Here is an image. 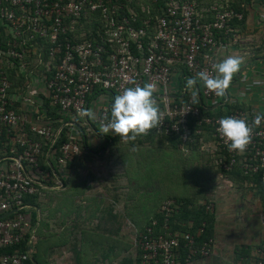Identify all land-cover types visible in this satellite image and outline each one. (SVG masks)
<instances>
[{"label":"built area","instance_id":"2783aa9c","mask_svg":"<svg viewBox=\"0 0 264 264\" xmlns=\"http://www.w3.org/2000/svg\"><path fill=\"white\" fill-rule=\"evenodd\" d=\"M116 9L107 0H0V136L4 129L12 135L10 151L14 152L5 151L0 156V248L18 244L31 227L30 205L24 203V197L37 193V185L49 186L41 180H48L49 173L44 174L38 164L43 143L34 135L50 141L51 146L56 142L58 130L55 132L50 123L34 122L29 124V135L23 127L28 120L27 112L20 106L37 103L40 88L34 74L46 87L51 104L74 117L86 110L89 97L96 91H111L117 96L136 84L154 83L155 95L164 110L163 122L155 129L158 134H179L188 143L192 141V118L198 125H212L216 138L212 150L220 155L226 150L231 157L223 167L231 169L237 162L236 155H245L246 172L253 175L262 172L264 179V121L254 129L253 141L244 153L229 151L228 142L217 132V121L226 116L205 114L210 109L204 102L211 101L215 110L226 104L225 98L209 92L203 84L197 87L198 104L186 86L181 95L175 98L168 95L176 65H184L188 74L194 76L202 70L213 71L218 32H228L230 21L241 19L242 13L233 8H214V18L205 20L195 1L171 0L153 24L147 19L136 27L128 19L114 16ZM99 10L106 27L101 39L73 42L65 36L69 30H76L83 13ZM13 68L25 72L27 79L22 90L10 92L13 82L8 69ZM16 101L20 105L15 106ZM109 113L104 107L99 120L106 123L104 117H109ZM254 115L233 110L227 116L251 122ZM60 149L59 162L65 165L82 153L79 138L63 143ZM169 206L170 201L163 208L169 210ZM186 238L191 240L190 235ZM32 239L31 235L29 242ZM178 245L177 237L154 238L143 234L135 240V246L142 250V264H175L174 248ZM200 251L203 256L210 254V248L203 247ZM259 254L253 264H264V249ZM28 257V252L17 251L4 255L0 264H25Z\"/></svg>","mask_w":264,"mask_h":264},{"label":"crops","instance_id":"0c3cea01","mask_svg":"<svg viewBox=\"0 0 264 264\" xmlns=\"http://www.w3.org/2000/svg\"><path fill=\"white\" fill-rule=\"evenodd\" d=\"M193 1L197 3L198 11L205 20L214 18V8L230 9L233 8L231 6L233 2H241L243 10L238 12L242 13V18L232 19L229 24V31L218 32L217 36L219 39L217 62L228 55H242L246 58V63L242 65L241 72L233 78L228 95L223 97L226 104L224 103L222 109L224 108L225 112L227 110L229 112L245 110L252 114H264V0H250L248 3H243L241 0ZM193 77L195 76L189 75L184 65H176L168 95L172 98L181 95L187 79ZM35 80L38 81L37 85L40 88L36 105L18 104L27 112L25 113L28 116L27 124L34 122L46 124L51 119L50 113L47 111V102L50 103L49 108L53 104L50 102L49 94L46 87L42 85L40 77ZM201 85L202 83L198 82L196 87ZM115 96L116 94L111 91H96L89 97L86 109H93L97 118L92 120L88 117L79 116L81 117L79 122L75 121L76 118L72 119L82 128L81 130L72 125L81 134L79 137L84 139V145L80 140L81 155L78 156L79 158L71 168L65 167V164H61L57 160L59 163L58 172L56 169V173L52 170L55 176V185L46 187L51 193L47 198V200L50 198L49 202L44 200L45 209L42 210L38 205L30 206V215L33 210L37 214V222L32 228L33 240H38L36 231L41 224L42 216L44 219V242L52 240L53 236L61 237L58 242L54 241L53 244L48 245V251L43 257L45 264H115L117 256L120 260L123 259L122 264H132L131 260L123 257L121 251V249L126 251L134 249L135 229L129 228L125 221L134 222L137 225L136 229L140 230L145 225L143 217L145 215L147 217L152 216L151 212L155 209L158 211L160 204L167 201H165L162 192L161 197L157 198L156 201L152 195L147 194V192L155 190L157 184L151 185L148 183V171L146 169L151 166L156 168L160 166H157L155 161L144 158L146 152L142 149H138L139 155L136 156H139V158L137 160H129L128 156H133L137 151H132L131 147L128 148L127 143H122L120 146H125L123 151L127 150L125 154L123 153L124 159H121V157L123 158L120 154L122 151L119 152L116 147H111L113 143L112 136L115 133H105L103 128L98 129L103 124L99 120L101 110L107 107L110 111ZM159 97L162 98V96ZM204 102L205 105H208L207 108L212 110L214 105L211 104L213 103L206 99ZM159 103L161 104L160 99ZM155 134L157 136L161 135L157 134L156 131ZM204 137H201L202 145L204 149L208 150L213 146V137L208 134ZM88 139L91 140L90 144ZM140 147L143 148L144 145ZM85 150L90 154H87ZM142 152L145 155H142ZM175 174L176 172L172 171L171 175L174 180L177 179V176L173 177ZM52 191L54 192L52 193ZM43 194L45 195L44 192ZM59 194L61 202L50 204ZM63 197L67 199L71 197L72 200L68 203V200L63 199ZM39 199L41 200V198ZM138 200L145 202L139 203ZM132 214H140L141 216L136 220L131 218ZM218 217L219 214H217ZM119 227L121 230L117 235L115 231ZM242 230H245V227ZM214 242V248L210 256L194 259L186 264H210V259L214 264L217 260L213 258L214 254L217 253L215 248L217 242L216 240ZM126 244H129L127 249L124 247ZM251 245V243H248V245L242 246V248L247 249L248 253L239 252L240 255L235 258L238 264H246L247 260L249 264H253L260 255V246L254 247L256 245H252L254 247L252 248ZM32 251L31 243V256H33ZM32 262L33 264H39V261L35 258L32 259Z\"/></svg>","mask_w":264,"mask_h":264},{"label":"trees","instance_id":"16d2710c","mask_svg":"<svg viewBox=\"0 0 264 264\" xmlns=\"http://www.w3.org/2000/svg\"><path fill=\"white\" fill-rule=\"evenodd\" d=\"M171 0H107V4H115L117 6V9L113 13L114 16L118 17L119 19L123 20L128 19L132 25L136 27H141L144 23L143 21L150 19V23L153 24L156 20L157 15H161L164 13L165 9L167 8L168 4ZM243 3H248L250 0H241ZM241 2H233L231 6L235 8L236 11L243 10ZM245 14V12H244ZM135 19V20H134ZM103 30H106L105 27V20L102 16L101 11H88L83 13L79 23L76 26V30L74 31H68V33L65 36H68L70 40L73 42L77 41H84V40H94V39H101L104 34ZM75 34L79 37L75 38ZM47 53V49H46ZM18 62V61H17ZM30 63V61H29ZM9 78L13 82L10 92H15V90H22L23 87H25L26 77L25 72L20 71L17 72L15 68L8 69ZM196 104H198L197 101H195ZM18 106L17 101L15 102V106ZM50 103L47 102V111L50 113V124L53 127V130L55 132L58 130V128L66 121L73 119V114L71 113H63L60 106L58 105H51V108H49ZM13 106L14 108H16ZM18 112H21V109L16 108ZM205 114L207 115H219V116H227L229 114V110L225 112L224 108L218 107L215 110L205 111ZM110 117V113H109ZM80 118L76 117V121L79 122ZM191 126H192V141L188 143H184L182 138L179 136V134H173V135H153V132H155V129L150 131L148 135L146 136H140L137 137L135 140H128V148L131 147L133 150H138V148L142 145L148 146L149 150H155L157 148L164 149L163 146H167L168 149H172L173 151H182L184 147H187L188 150L192 153L190 156L186 159L182 160L181 163L178 165L176 163V168L167 170L165 177L172 179V171L176 172V174L173 176H177L179 180V184L181 187H183L186 191L184 194L181 195H170V209H164V204H160V209L157 211L156 209L153 210L152 216L147 217V220L145 217H143V222L145 223L142 228L137 231V234L134 235V241L133 245L137 251L136 255V263L142 264V250L139 247L135 246V240L137 237H141L143 234L150 236H153L154 238H160V237H177L179 241V245L174 248V251L176 253V260L175 264H186L189 261H193L194 259H200L204 257H208L211 255L213 248H214V240L216 237V227H217V213L214 209V204L210 208V198L207 196H204V194L201 192V176L202 171H208L212 170V166L210 167L208 164L200 165L198 161L195 162L194 167L191 164L194 158H191L192 155H195L197 153H204L209 155V157L216 155L217 161L216 164L218 165L220 172L225 173V175L230 179L233 180L236 184L239 185L240 188H244V184L247 186L246 189H249L253 191L254 196L258 197L262 204H264V179L262 178V172L257 173L253 175V173H250V171L246 172V168H244L243 163L245 160L244 156L236 155V163L231 169H225L223 167V163L226 161H229L231 159L230 155L226 150L221 151V155L218 154V151H211L210 148L208 150L204 149V146L202 145L201 137H204L205 135H211L212 141H215L216 138L214 137V127L212 125H198L196 123V119H191ZM24 130L31 135L29 132V124L25 123ZM196 129H198L199 133H196ZM13 133V132H11ZM79 135H77V134ZM158 134V133H157ZM73 135V136H72ZM81 134L78 132V130L75 128V126L72 125H66L60 132L59 136L56 139L55 144L52 148V155L51 160L54 164V167L56 171L58 172L59 169V163L57 160H59V157L61 156V145L63 143H67L69 141H73L75 139L81 140L82 145L85 143L83 142L84 139L82 137H79ZM12 135L4 129L2 132V135L0 136V156L5 151L9 154L11 153L10 149L13 147V145L10 143V138ZM34 137L41 141L43 143V154L39 156V168L43 170L44 174L49 173V176H47V179H42L44 183L47 185H55V176L53 174V171L51 169V166L49 165L47 161V152L49 150L50 141L43 140L38 135H34ZM205 140L207 138L204 137ZM113 143L111 147H116L119 152L126 153V151H123V147H120L122 143V138L119 136H116L115 134L112 136ZM9 142V144H7ZM7 144V145H4ZM144 146V147H145ZM4 147V149H3ZM125 147V146H124ZM212 147V146H211ZM86 151V150H85ZM211 151L212 155L209 153ZM87 152V151H86ZM87 154H90L87 152ZM139 155L137 152L133 156ZM132 157V156H131ZM210 157V158H211ZM79 158L78 156L72 159L71 161H68L65 167L71 168L73 167L75 161ZM139 158V156H136V160ZM185 162V163H184ZM182 164V165H181ZM184 164V165H183ZM185 164H189V166H186ZM180 166V169L178 167ZM214 167V166H213ZM195 170V172H192V170ZM215 169V168H214ZM147 171L157 174L159 171L157 168L154 167H147ZM148 171V173H149ZM147 173V177H148ZM188 174V175H187ZM192 176L193 179H189V186L184 187L185 185V178L187 176ZM157 178H161L162 174L154 175ZM180 177V178H179ZM184 180L182 181V178ZM196 177V178H195ZM174 180V179H173ZM177 179L175 178V181ZM210 182V185L214 187L215 184V177L214 173H210V178L207 180V182ZM176 183V182H175ZM173 184L176 186V184ZM183 183V184H182ZM206 183V182H205ZM179 186V185H178ZM37 188L39 191L37 193L32 195H26L24 197V203L31 205H39L40 196L44 191H49L48 188L43 187L41 185H37ZM202 193L203 195H200ZM174 198V199H173ZM205 200L206 202H204ZM33 210L32 217H31V227L23 233V238L21 241L12 246L2 247L0 248V260L4 255L7 254H13L15 252L19 253H27L28 252V245L29 240L32 234V228L35 226L37 222L36 213ZM6 214V213H5ZM12 215H9L10 217ZM146 221V222H145ZM40 226L36 231V236L38 237V240L32 241V255L31 257H28L27 260H25V264H33L32 259L35 258L39 261V264H45L43 262L42 257V243L44 242L43 237V227H44V219L43 216L40 220ZM121 228H117L115 233L119 235V231ZM138 235V236H137ZM186 235H190V238H186ZM261 249H264V237L261 240L259 244ZM126 249L129 247V244H126L124 246ZM206 247L210 248V254L203 256L201 254V248ZM248 253L246 248H242L241 252ZM240 252V253H241ZM240 255V254H239ZM32 258V259H31ZM131 262V261H130ZM157 264V263H154ZM246 264H249V261H246Z\"/></svg>","mask_w":264,"mask_h":264},{"label":"rangeland","instance_id":"374dc122","mask_svg":"<svg viewBox=\"0 0 264 264\" xmlns=\"http://www.w3.org/2000/svg\"><path fill=\"white\" fill-rule=\"evenodd\" d=\"M203 1L206 2L207 0H203ZM210 1H215V0H210ZM34 76L35 78H37L36 75ZM73 118L76 117L73 116ZM77 118H81V117H77ZM79 121H81V119ZM100 128L102 129V127H98V129ZM153 135H155V132H153ZM127 141L128 140L122 138V141H120V143H127ZM88 143L89 144L91 143L90 139H88ZM138 149H142L143 151L146 152V156L144 158H147L148 160L151 161H155L157 163V166H160L157 167V170L159 171L157 174H154L149 170H148L149 173L147 172L148 183H150L151 185L157 184L155 190H153L152 192L151 191L147 192L148 195L149 194L152 195L156 201L157 198L161 197V192H162L163 196H165V201L167 200L165 204H167L170 201V195H181L184 194V192L186 193L185 189L181 187V185L179 184L178 178L175 181L171 178L165 177V174L167 170H171L173 168L175 169L176 163H178L179 165L181 161L184 159H186L187 162V157L192 154L189 150L183 149L182 151H173L172 149H168L167 146H164V149L157 148L155 150H149L148 146H145L143 148L139 147ZM210 149L213 152L212 147ZM211 151H209L210 154L212 153ZM138 152L139 150H137V153ZM121 155L123 156V158L121 157V159H124V154L122 153ZM142 155H145V153L142 152ZM210 157L209 155L204 153L201 154L197 153L191 156V158H194L191 164L193 165L192 167H194L195 162L198 161L200 165L208 164L209 166L210 165L212 166V167L210 166L212 170L202 171L200 190L204 194V196L210 198V201L212 202L210 203V208L213 206L211 204H214L215 206L214 209L216 208L215 211L217 214H219L218 217L219 219L216 227L217 233L215 237V240L217 242V245L215 247L217 249L216 250L217 253L214 254L215 256L213 255L214 256L213 258H216L217 260L214 264H238V262L235 261V258L239 256V252L241 251L242 246H246L248 245V243L249 244L251 243L252 245H256L254 247H257L264 237V204H262V201L258 197L254 196L253 191L245 188L247 186L246 184L243 185L245 186L244 188H240L239 185L236 184L233 180L231 182V180L225 175V173L220 172V169L216 164V161L218 159L216 158V155H213L211 158ZM128 158H130L129 160L132 159L131 161L136 160V156H132V157L128 156ZM185 165L190 167L189 164H185ZM178 169H180V166L178 167ZM192 172H195V170L193 169ZM210 173H214V177L216 180L214 187L210 185L209 181L207 182V180L210 178ZM158 174L159 175L162 174L161 178H157L154 176ZM181 178L183 181L184 178L183 177ZM190 178L193 179V177L190 175L185 178L184 187H188L190 185L188 182L190 181L189 180ZM175 182H176V186L173 185ZM56 191L58 192L59 190ZM53 192L54 191H52V193ZM44 193L46 197L44 194L43 195L41 194L40 196L41 200L38 201L42 210H44L46 207V205H44V200H47L51 192L44 191ZM202 193H200V195H203ZM67 196H71V195H67ZM63 199H67V198L63 197ZM49 200L50 198L47 200V202H49ZM67 200H68L67 202L69 203L70 200H72V198L70 197ZM203 201L206 202L205 200ZM56 202L58 203L61 202L60 194L57 195L54 198V201L50 202V204L52 203L56 204ZM138 202L144 203L145 201L138 200ZM34 212L36 213V211ZM139 216L141 215L132 214L131 218H135L137 220ZM36 218H37V214H36ZM145 218L147 219L146 215ZM125 222H126L125 224L129 226V228L131 227L135 229V234H137L138 231V228L136 229L137 225L134 222H131L130 220H126ZM243 227H245V230H242ZM60 238L61 237L59 236H53L52 240L42 243V257H45L46 251H48V245L51 244L52 242L54 243V241L58 242ZM254 247L252 246V248ZM121 251L123 257H126L129 260H131L132 264H137L135 262L137 255V251L135 247L134 249H132V251L131 250L126 251L123 249H121ZM120 257L122 256L120 255ZM116 259L117 260H115L114 262L115 264H122L121 261L123 259L120 260L119 256H117ZM209 259H207V261H209ZM209 263L213 264V261L210 259Z\"/></svg>","mask_w":264,"mask_h":264},{"label":"clouds","instance_id":"9594fccd","mask_svg":"<svg viewBox=\"0 0 264 264\" xmlns=\"http://www.w3.org/2000/svg\"><path fill=\"white\" fill-rule=\"evenodd\" d=\"M245 63L246 58L242 55H228L212 64V72L202 70L197 72L195 77L187 79L186 88L191 90L197 102L198 82L217 97H226L234 76L241 72ZM156 91L157 86L151 82L125 88L114 98L110 119L108 116L104 117L107 122L102 124L103 131L113 132L125 140H135L158 129L164 119V110L160 107ZM79 115L92 120L97 118L93 109L83 110ZM262 121L264 114L260 113L255 114L251 122L241 117L226 116L217 121L219 125L217 132L228 142L229 151L244 153L253 141L254 129L258 128Z\"/></svg>","mask_w":264,"mask_h":264},{"label":"water","instance_id":"95a60500","mask_svg":"<svg viewBox=\"0 0 264 264\" xmlns=\"http://www.w3.org/2000/svg\"><path fill=\"white\" fill-rule=\"evenodd\" d=\"M66 125H75V126H77L79 129H81L82 130V128H81V126L77 123V122H75V121H67L66 123H64L63 125H61L60 126V128L58 129V132H57V134H56V136H55V140L57 139V137H58V135H59V133L61 132V130L66 126ZM52 148H53V144H51V146L49 147V150H48V153H47V160H48V163H49V165L51 166V168H52V170L54 171V173H56V171H55V167H54V165H53V163L51 162V159L49 158L50 157V154H51V151H52ZM104 151V150H103ZM102 151V152H103ZM49 187V186H48ZM36 209H37V211H38V207L36 206ZM39 218H40V216H38ZM28 252H29V254H30V256H31V241L29 242V245H28ZM33 261H35V260H33Z\"/></svg>","mask_w":264,"mask_h":264}]
</instances>
